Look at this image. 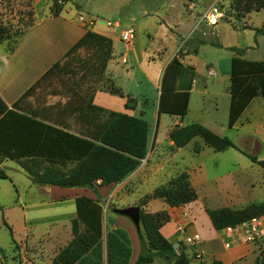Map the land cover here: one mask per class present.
Wrapping results in <instances>:
<instances>
[{
  "label": "trees",
  "instance_id": "trees-1",
  "mask_svg": "<svg viewBox=\"0 0 264 264\" xmlns=\"http://www.w3.org/2000/svg\"><path fill=\"white\" fill-rule=\"evenodd\" d=\"M9 1L0 0V5ZM229 1L236 21L264 9V0ZM57 3L53 1V9L48 17H57L61 13ZM32 6L33 0H28L27 19L22 23V29L15 32L16 41L7 50L8 53H12L25 31L41 21L33 18ZM258 35H264V28L255 31V37ZM10 38L8 30L0 25V44ZM228 50L236 53L230 67L227 118V127L232 130L250 102L257 97L264 98V62L241 58L244 50ZM79 51L89 55L78 61L74 69L71 59ZM111 52L112 41L109 38L88 30L11 108L0 98V164L4 160L16 163L33 183L40 186L87 188L95 194L97 188L123 182L138 168L148 153L149 125L140 118L94 105L95 90L89 96H76L74 101L70 99L56 116L24 108L25 101L56 76H76V71L80 70L83 78L95 85L99 84ZM178 53L181 55V51ZM193 77V68L184 67L176 58L172 59L161 78L158 118L164 114L183 120L188 112ZM66 111L73 115L82 128L77 133L71 132L65 122L63 115ZM195 138H200L214 152L229 149L238 151L264 171V160L239 150L229 138L220 137L200 124L176 125L168 130L169 141L178 149L186 147ZM199 149L195 144L193 151L197 153ZM5 179L7 175L0 169V180ZM196 199L197 194L188 174L182 173L145 196L137 206L141 208L150 200H161L168 207L177 208ZM74 203L76 215L71 221L72 239L57 254L52 264H129L130 240L121 229L107 232L104 257L101 204L86 197H77ZM205 212L213 229L219 232L264 215V206L241 210L221 208ZM139 216L141 251L135 264H151L156 258L166 264H190L185 247L179 243L178 250H175L160 232L161 227L170 220L166 212L150 214L140 209ZM4 225L12 237L10 227L6 223ZM0 254H3L1 249ZM255 264H264V250Z\"/></svg>",
  "mask_w": 264,
  "mask_h": 264
},
{
  "label": "rangeland",
  "instance_id": "rangeland-1",
  "mask_svg": "<svg viewBox=\"0 0 264 264\" xmlns=\"http://www.w3.org/2000/svg\"><path fill=\"white\" fill-rule=\"evenodd\" d=\"M53 1L55 0H45L40 4H36L33 0V6L31 7L33 18L35 20L46 18L53 9ZM56 1L61 7V12L69 9L76 16L80 15L84 19L90 20L92 25H96V21L106 23L104 32L115 42V57L118 58L117 70L121 74H133L140 84L137 93L138 88L132 87L131 82L127 86L133 94H136L134 99H139H136L137 108L130 104V108L132 107L130 110L135 111L134 117L144 120L149 125L148 153H151L154 149L156 138L159 144L157 152L152 154L151 158H148L147 153L146 158L140 162L136 169L141 172L138 178L139 185L136 182L131 184L132 187L137 188L134 195L123 196L109 188L105 194L97 197L96 200L103 208V235L110 229L111 218L116 215L115 210L137 206L144 199H136L140 195H150L156 188L165 186L171 179L182 173L188 174L190 184L197 194L198 202L205 205L206 210L221 209L222 206H227L226 208L229 209L233 208V210L246 209L251 206H264V171L257 165L252 164L248 158L238 151L229 149L224 152H214L200 138H195L186 147L176 150L175 153L173 152L174 157L172 160L168 158L170 155L168 130L176 125L183 126L197 123L220 137L229 138L239 150L255 156L258 160H264V143L254 144L242 133L240 134L234 129L229 130L227 127L228 108L226 96L228 95L229 78L224 75L229 72L230 68L229 62L225 59V56L229 55V51H216L208 47L206 50H201L198 55L192 56L189 62L187 61V64L198 70V74L194 72L193 77L198 81V84L197 92L191 96L188 112L183 120L164 114L158 118L157 104L160 85H158L159 88H155L152 83L154 72L150 71L151 68L145 67L144 64L139 66L132 53H128V49L132 47L130 46L132 41L134 49L137 51H159L161 49L171 51L175 47L176 39L178 49L175 47L174 54L176 56L174 58L184 59L186 55L184 51L187 49L185 43L194 33V29L191 31L192 25L199 22V18L204 11L202 5L207 3L208 0ZM27 3L28 0H10L0 5V25L8 30L9 35H11L9 40L0 44V51L3 50L4 54L8 53L7 50L13 47L16 41L14 34L17 30L22 29L21 25L27 19V12L29 11ZM190 4L195 5V9L191 13L187 11ZM222 9L224 15L221 26L216 33L214 30L208 32L201 26L199 28L201 31L194 33V35L204 36L203 39L205 40L220 42L225 45L234 42L240 44V46H246L247 44L253 46L248 33L232 32L231 26L241 27L242 19L235 20L236 14L230 9L229 0H224ZM251 17L254 24H259V18L260 21L262 20V14L257 15L253 12ZM107 23H111L112 26L118 24L119 27L116 28V31H113V27H108ZM167 25L177 26L175 31L177 34L173 36L166 27ZM94 27L99 29L97 26ZM130 27L135 30L134 40L132 39L130 43H127L128 45H125L118 40L119 34ZM258 27L263 29L262 25H258ZM189 32L190 35H188ZM179 50L181 55L178 53ZM247 53L246 58L250 61H264V51H249ZM87 55L89 53L85 51H79L75 54L71 59L74 69L77 68L78 61L85 59ZM121 56H124L126 64L121 63ZM217 60H221L220 66L215 64ZM207 61L208 64L205 63ZM76 74V76H56L44 84L42 88L35 92L33 99L29 101L33 106L32 109L43 115L49 113L51 116H56L70 99L74 101L76 96H89L94 90H97L100 83L95 85L91 80H86L81 76L80 70H77ZM119 80L123 84L126 83L122 79ZM69 113L66 111V114L63 115L69 129L74 132L80 131L82 128L78 126L73 115ZM195 144L200 148L197 153L193 151ZM173 163H175L174 166ZM1 170L6 173L7 179L0 180V223L4 220L10 226L7 221V218H9L17 234L19 229V221L16 218L19 206L18 197H20L21 204L35 203L40 194L48 193L52 195L51 189L53 187H42L33 183L25 172L11 161H5ZM111 187L116 188L117 186ZM128 189L131 190L132 188L129 187ZM226 194L229 199L222 200L221 197ZM66 202L69 204L63 207L51 205L47 208L50 210L63 209L65 215L73 213L75 207L70 206L72 201L66 200ZM153 203H155L153 204L154 208H160L162 202L157 200ZM66 217L68 218V216ZM10 229H12L11 226ZM64 231L65 236L70 237L71 224L66 225ZM11 244L12 238L8 229L5 225L0 224V245L6 253H9ZM154 264L165 263L161 259H157Z\"/></svg>",
  "mask_w": 264,
  "mask_h": 264
},
{
  "label": "crops",
  "instance_id": "crops-1",
  "mask_svg": "<svg viewBox=\"0 0 264 264\" xmlns=\"http://www.w3.org/2000/svg\"><path fill=\"white\" fill-rule=\"evenodd\" d=\"M43 1L45 0H34V3L40 4ZM206 5L207 3L202 5L203 9ZM191 6H193L192 10L187 7V11L190 13L195 9L194 4H191ZM254 14H262V20L260 21V18L258 20L259 24L253 23V18L250 13L242 19L241 27L231 26L232 32L234 33H248L253 46H250V44L240 46V44H235L234 42H232L233 44L225 45L220 42L205 40L203 39L204 36H195L194 33L201 31V29H199L201 26H203V29L205 28L204 30L208 32L214 30L216 33L222 23L221 21L215 27H209L205 24L198 25V22L197 24L193 23L191 31L194 29V33L185 43L187 49L184 51L186 54L184 59L177 58L178 61L184 67H192L187 64V61L189 62L192 56L198 55L201 50H206L208 47H211L216 51H229V55L225 56V59L229 62L230 67L231 60L236 56V53L228 50L229 48L244 50L245 52L241 58L250 61L246 58L248 54L247 52L264 51V35H258L255 37V31L260 29L258 25H262L264 28V9L254 12ZM79 17L82 16H76L69 9L65 12L62 11L57 17L47 16L24 32L17 41L12 53L4 54L3 50L0 51V98L8 108H11L56 62L63 58L66 52L85 34L86 31L90 30L107 37L112 41L111 57L108 61L103 78L94 94L93 104L108 111L134 117L135 111L130 110L132 109V107L130 108V104H133L137 108V100L139 99H134V95L136 94H133L127 85L131 82L132 87L138 88L136 90L137 93L140 89V87H138L140 86L139 82L135 79L133 74L129 73V75H125L117 70L116 64L118 63V58L116 59L115 57V42L104 32L106 29V23L104 22L105 25H103L100 23L102 21H96V25H92L90 20H86L82 17L84 21H80ZM94 26H97L99 29ZM166 27L173 36L174 34H177L175 33L177 26L173 27L167 25ZM190 32L188 35H190ZM201 35H203V33H201ZM118 40L120 41L119 38ZM124 44L128 45L126 43ZM130 46L132 47L128 49V53H132L134 60H136L139 66L144 64L146 65L145 67L151 68L150 71L154 72V79L152 80L153 86L159 88L158 85H160L165 68L176 56L174 53L176 51L175 47L177 48V40L175 39V47L171 51H167L166 49H161L159 51H137L134 49L133 41L130 43ZM120 61L122 64H126L124 56H121ZM205 63L208 64V61ZM220 63L221 60L215 62L216 66H220ZM194 72L198 74L196 68H194ZM224 76L229 78L230 87V68L229 72ZM119 79H122L126 83L124 82L125 84H123L119 82ZM197 84L198 81L193 79L189 103L191 96L197 92ZM229 87L228 95L226 96L228 109L230 102ZM115 90H118L119 93ZM31 99H33V97L28 98L24 103V108L27 110L33 108L29 102ZM65 122L67 123L66 120ZM233 129L238 133L245 135L254 144H260V142L264 143V98L257 97L253 99L236 122ZM71 132L77 133L74 131ZM158 146L159 144L156 138L154 149L151 153L149 152L150 154L148 153V158H151L150 156L157 152ZM168 148L170 152L168 158L172 160L176 150L180 149L174 147L171 142H168ZM5 161L8 160H4L0 164V169ZM174 165L175 163H173V166ZM140 172L141 171L139 170L134 171L122 183L116 185V188L111 186L97 188L96 194L87 188L56 189L58 187H53L51 189V192H53L52 195L48 193L40 194V197L35 203L21 204L20 197H18L19 206L16 218L19 221V229L16 234L14 225L10 222L9 218H7V221L12 227V246H9L10 251L9 253H6L0 245V249L3 251V254H0V264H52V261L57 254L72 239V234L70 237H66L64 230L66 225L71 224V221L75 218L76 214L75 209L73 213L65 215L63 209L57 210L56 208L50 210L47 207L51 205H60L63 207L66 204H69L66 200L72 201L70 202V206L72 205V207H75L74 201L77 197H86L91 200H96L97 197L105 194L109 188H112L115 192H119L123 196H132L137 188H135V186L132 187L131 184L132 182H136L139 185L138 178ZM129 187L132 189L129 190ZM144 196L145 195H140L136 199L144 198ZM225 198L229 199L227 194L221 197L222 200ZM152 201L154 202L157 200H151V202L140 209L150 214L163 211L168 214L170 220L161 227L160 232L172 245L181 243L185 247V253L190 259V264H255L261 252L264 250V240L253 245L241 244L238 243L236 239L238 236H241L242 233L228 234L224 230L219 232L215 231L206 215L205 205L198 202V197L196 201L177 208H170L161 200H159L162 202L160 208H154L153 204L155 203ZM226 207L227 206H222V208ZM66 216H68V218ZM110 222L109 231L113 229H121L127 233L130 240L131 250L129 264H135L141 251V226L137 229L130 219L118 214L112 216ZM4 223V220H2L0 224L4 226ZM178 227H184L186 235L198 234L200 236L201 243L198 246V251L201 254V259L196 260L192 258V249L184 243V236L177 232ZM106 234L102 236L104 257ZM225 242L230 243L229 249L224 248ZM155 260H157V258L154 259L151 264H154Z\"/></svg>",
  "mask_w": 264,
  "mask_h": 264
},
{
  "label": "built area",
  "instance_id": "built-area-1",
  "mask_svg": "<svg viewBox=\"0 0 264 264\" xmlns=\"http://www.w3.org/2000/svg\"><path fill=\"white\" fill-rule=\"evenodd\" d=\"M224 0H208L206 7L204 8L203 13L199 18V24H205L209 27H215L223 19V6ZM193 6L188 5V9L192 10ZM80 21H84L82 17H79ZM108 27H113V31H116V28L119 27L118 24L112 26L111 23H107ZM135 30L130 27L126 30H123L119 34V39L123 43H130L134 37ZM213 75V73H211ZM228 234L242 233L241 236H238L236 241L241 244H257L258 242L264 239V215L259 217L252 218L251 220L236 225L234 227H229L224 229ZM177 232L184 236L183 240L186 245L192 249L193 258L196 260L201 259V254L198 251V246L201 243V238L198 234L186 235L184 227H178ZM224 248L229 249L230 243L225 242Z\"/></svg>",
  "mask_w": 264,
  "mask_h": 264
},
{
  "label": "water",
  "instance_id": "water-1",
  "mask_svg": "<svg viewBox=\"0 0 264 264\" xmlns=\"http://www.w3.org/2000/svg\"><path fill=\"white\" fill-rule=\"evenodd\" d=\"M101 24L105 25L104 22H100ZM115 213L118 215H122L127 217L132 221L134 226L139 229L140 228V208L137 206L134 207H128L124 209L115 210ZM175 250H178L179 244H173L172 245Z\"/></svg>",
  "mask_w": 264,
  "mask_h": 264
}]
</instances>
